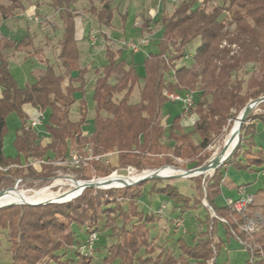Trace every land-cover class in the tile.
I'll return each instance as SVG.
<instances>
[{"label":"trees","instance_id":"1","mask_svg":"<svg viewBox=\"0 0 264 264\" xmlns=\"http://www.w3.org/2000/svg\"><path fill=\"white\" fill-rule=\"evenodd\" d=\"M114 1L99 0L96 7L94 0H87L88 13L99 26L110 27ZM76 2L49 0V6L59 14L63 24L57 55L60 74L46 64L34 84L19 87L9 72L10 56L25 53L32 58L39 50L34 48L33 37L29 35L19 41L0 38V167L19 166L6 174L0 171V190L12 188L16 176L46 182L59 168L53 164H42L39 170L22 167L21 159L41 161L50 157L52 161H64L70 149L82 154L84 146H88L94 156L116 152L115 165L90 162L98 178L127 168L145 171L158 163L162 167L174 166V158H193L192 169L196 168L209 158L207 153L197 156L211 144L212 136L218 134L227 121L232 125L246 104L264 97V0H218L209 9L206 0L202 3L182 0L170 15L163 14L159 52L149 54L142 61V75L134 65L123 61L120 52L112 50L105 40L107 63L100 72L95 70L98 77L93 88V131L86 136L84 103H79L78 120L72 121L69 116L75 104V93H83L84 77L88 73L78 63L75 20L80 15L72 8ZM23 8L22 0H9L8 6H0L1 17L7 20L15 10ZM147 25L148 21H143V31ZM195 38H199V45L192 65L170 69L171 63L184 57L186 45ZM248 66H252L253 72L244 80L239 73H246ZM110 79L114 83H110ZM140 81L143 84L139 102L129 104L133 88ZM164 90L179 94L194 92V106L187 110L196 117L192 131H184L181 125L183 112L170 124H163L161 112L169 102L162 94ZM120 94L121 98L116 101L114 96ZM263 106L264 102L260 103L257 106L260 112L250 113L241 125L234 153L207 182L203 181L204 200L216 218L207 213L204 222L209 230L200 232L191 245L179 238L178 255L151 240L150 225L158 222L159 217L139 209L142 188L152 181L149 193L164 196L180 213L195 209L201 200L180 193L168 181L155 179L131 187L87 188L64 204L1 208L0 231L6 232L10 243V264H43L46 258L55 264H91L95 253H99L95 244L101 230L110 232L108 237L112 240L109 245L101 246L104 253L97 260L101 264H215L223 242H215L210 231L218 223L224 226L228 237L249 246L246 248L249 258L243 264H264V225L256 233H245L239 228L245 223L244 216L225 203L220 206L215 203L222 195L223 173L227 168L256 172L264 167V151L254 143L257 128L264 127ZM26 107L46 115L44 128L48 143L44 146L35 132L27 128L29 117L34 113L28 114ZM11 113L17 114L21 121L13 142L15 158L5 157L2 151L6 118ZM193 136L198 138L197 144ZM148 155H163V158L152 160ZM24 171L25 175L18 174ZM73 172L75 180H90L81 170ZM157 182L162 184L157 186ZM254 197L261 200L264 215V188L258 189ZM247 208L253 209V204ZM73 226L79 227L81 236L75 234ZM91 234H95V240L88 251Z\"/></svg>","mask_w":264,"mask_h":264},{"label":"rangeland","instance_id":"2","mask_svg":"<svg viewBox=\"0 0 264 264\" xmlns=\"http://www.w3.org/2000/svg\"><path fill=\"white\" fill-rule=\"evenodd\" d=\"M22 1L24 7L23 10H15L13 12V15L11 17H8L7 20L1 17L0 13V29L2 30H0V33L10 30L13 31V33L15 34L14 36H16L17 38H22L28 34L32 35L34 38L33 46L35 49L39 50V53L35 54L32 58L28 57L25 53H18L10 56V59L8 60L9 72L15 80L16 84L21 88L27 85L34 84L37 79V76L39 75V71L44 69L46 64L51 65L54 68L56 74L61 73L57 55L58 41L61 38L63 32V24L60 20L59 14L49 6V0ZM98 3L99 0H94V5L96 7H99ZM8 5L9 0H0V6L6 7ZM32 6H34L35 8H32ZM165 6L166 13H170L172 11V5L167 3ZM211 6H213L212 3L206 5L208 9ZM112 7L115 9L112 14V20L109 28L99 26L96 20L88 13L89 5L87 0H77L76 4H74L72 7L80 15L75 20L77 49L79 51L78 63H80V68L87 69L88 73L84 77L85 85L83 93H75V104L72 105L69 116L72 121L78 120V112L80 108L79 103H84L87 116L86 123L83 126V132L86 136H90L93 131V121L95 116L93 88L94 83L98 77L95 73V70L100 72L101 68L107 63L105 56V46L107 45V42L112 50H118L120 52V58L123 61H125L128 65L136 66L137 73L142 75V61L149 54H157L159 52V44L162 39L161 19L163 13L161 10L158 12L156 19L154 20V24L157 23V26L154 27H158L159 30H154L155 34L152 33V35L142 36V22L140 18L135 19L134 17L135 14H139L140 11L142 13L143 10H146L147 8L152 10L156 8L154 4L149 5L148 0H115L112 4ZM20 14H23V16H19ZM146 16L148 17V13ZM34 17H36L39 22H34ZM91 30L94 31V37L96 38L94 46H91L90 41L88 39ZM141 37H146L149 41V45L145 49H143V47L138 53L133 54L124 48V43H138ZM198 45L199 38L193 39L190 43L186 45L184 57L181 60H176L171 63L169 65V68L175 69L181 66H191L193 63V56ZM245 72L246 73H239V75L243 76L244 80H247L250 74L253 72L252 66H248L247 68H245ZM109 81L110 83H114V80L112 79H110ZM142 84V81H140L134 86L129 99V104H136L139 102V92L142 87ZM164 92L170 93L164 90L162 93L163 96ZM121 96L122 94L115 95L114 99L117 101L121 98ZM193 106H191L190 108H192ZM182 112L185 113V116L181 122V125L184 131L190 132L192 131V124L195 121L196 117L194 114H188L187 111H182L180 105L177 103L168 102L165 104L161 112V121L163 122V124H170L172 119L177 114H180ZM259 112L260 110L256 106L251 113ZM46 120L43 121V126L35 131V134L39 137V139H41L40 144L43 143V145L44 143H46V139L48 138V133L44 128ZM233 123L229 126L230 120L227 121L225 127L218 134L212 136L211 144L205 150L201 151L198 154L197 157H203L206 153L209 155V158L202 162L201 165L207 163L209 159H211L212 156L222 148L224 138L229 129L233 126ZM20 125L21 121L17 114L11 113L7 116L6 132L3 137L2 150L5 157H16L13 142L16 130L20 127ZM257 131L258 132L254 137V143L256 146H261L262 150L264 151V127L259 125ZM193 141L195 144H197L198 138L196 136H193ZM163 142L167 143L166 140H163ZM70 151H72V149H70ZM109 154V164L101 165H115L116 152H109ZM147 157L152 160H160L163 158V155H148ZM47 159L51 160L50 157ZM64 162L65 163L62 165H55L59 167L54 172L55 176L46 182H43L41 180L22 179L19 177L17 178L16 176V178L14 179V184H17V186L13 190H7L5 193H10L14 191H27L26 193L29 194L40 189L50 187L57 180H75L76 173H74L70 165L67 164L66 159ZM194 163L195 162L193 161V158H174L172 163L174 164V166L172 167L180 168L182 170H189L192 169ZM20 164L22 167H25V165H27V161H23L21 159ZM158 164L152 165L151 167H147L145 171L140 172H137L136 170L130 168H127L125 170H119L116 171L117 174H115L114 176L117 178H125L131 174H140L143 172L153 171L162 168V166ZM64 167L66 168L65 170H63ZM36 169L39 170L38 167H36ZM1 172L4 174L9 173L3 171ZM81 173L83 176L90 178V180H92V177H96L99 175L98 173H96V170L91 167L90 164L89 166L82 168ZM212 173L201 176L199 175L192 178L182 177L177 179H162L163 182L168 181L169 184L175 186L180 193L187 195L192 199L196 198L201 200L200 205H198L195 209L189 210L185 213H180L174 207V205L170 201H168L164 196L149 193L151 185L153 183L152 181L149 180L150 182L146 183L143 186L142 195L138 200L139 209L145 212L151 211L153 213L158 214L159 217L158 222H155L153 225H150V236L152 237L151 240L154 242V244L156 243L158 246L163 244L164 247L169 249L174 255H178L176 242L179 238H183L186 244L191 245L200 232L209 230L204 220L207 216V213H209L211 218H215V216L213 212L207 207V204L204 200L205 189L203 181L207 182L210 179ZM18 174L20 176H23L26 174V171ZM223 176L226 185L223 186L222 195L216 199V205H222V201L224 200V198H235L237 188L239 186L244 187L245 193L252 197L250 205L253 204V209L247 208L244 215H241L249 218L250 221L254 223L256 229L259 230V228L264 225V215L261 213V200L256 199L254 197V193L258 189L264 188V167L257 170L256 172H247L235 170L234 168H227V170L224 171ZM192 179H195L196 181ZM161 184L162 183L157 182L156 185L160 186ZM66 190L67 189H65V187H52L51 189L52 192H64ZM124 207L126 208V205H124ZM176 218L183 220L184 232L180 230L174 231L173 219ZM241 227L242 226L239 227L240 230ZM72 230L78 237L81 236L82 231L79 229V227L73 226ZM210 234L215 242L219 240L223 242L219 250V254L215 260V264H243L249 258V254L246 250L245 245H242L233 237H228L225 234L224 226L222 224L218 223L215 227H212ZM109 235L110 232L108 231H98V238L95 247L97 248V250H99V253H95L94 260H92L91 264H101V262H97V260H99L104 253L103 250H101V246H103V244L107 246L112 241L111 238L108 237ZM9 251L10 243L8 242L6 232L0 231V264H10L11 258ZM68 255L69 253H66V257H68ZM43 264H55V261L46 258Z\"/></svg>","mask_w":264,"mask_h":264},{"label":"built area","instance_id":"3","mask_svg":"<svg viewBox=\"0 0 264 264\" xmlns=\"http://www.w3.org/2000/svg\"><path fill=\"white\" fill-rule=\"evenodd\" d=\"M19 16H23V14H20ZM154 16H155V13H152V11H150L149 17L151 21ZM33 21L36 23L39 22L36 17H34ZM94 34L95 33L93 30H91L89 33V41H90L91 46H94L96 42V38L94 37ZM148 43L149 41L147 39H141L138 43H134V42L124 43V48L130 51L131 53L136 54L140 51L141 48L147 46ZM193 95H194L193 92H185L183 94L164 92L165 98L169 102L179 104L180 108L184 112H186L191 106H193V102H194ZM44 120H46L45 113L35 111V113L29 117V120L27 122V128L35 132L36 130H38L40 127L43 126ZM109 156H110L109 153L94 156L91 152V149L88 146H84L82 148V154H79L76 150L69 151L66 161H67V164H69L73 170H82V168L89 166L90 162H98L100 164H109V160H108ZM64 161H52L48 159L39 161V160L31 158L27 160V165H25V167L26 166L32 167L33 169L37 170L36 167L40 168V165L42 164L62 165L65 163ZM12 168H19V166L10 165L4 168L0 167V171L7 172L9 169H12ZM115 174L117 173L113 172L111 175L107 176V178ZM92 179L94 180V179H99V178L92 177ZM75 181H79V180H75ZM84 181H87V180H84ZM236 192H237V198L236 199L227 198L225 199V204L227 206H230L234 212L244 215L247 207L251 204L252 197L250 195H247L245 193L244 187H241V186L237 188ZM207 207L211 210V208L208 205ZM244 218H245L244 219L245 223L242 225L241 230L248 234L256 233L258 229H256L254 223L250 221L249 218L247 217H244ZM219 221L221 223H225L224 220L220 219ZM173 229L174 231L180 230L184 232L183 231V220L179 218L173 219ZM94 240H95V234L89 235L88 246L86 247L88 251H91V246ZM245 247L247 248L249 246L245 245Z\"/></svg>","mask_w":264,"mask_h":264},{"label":"bare ground","instance_id":"4","mask_svg":"<svg viewBox=\"0 0 264 264\" xmlns=\"http://www.w3.org/2000/svg\"><path fill=\"white\" fill-rule=\"evenodd\" d=\"M240 125V114L234 120L233 126L227 132L222 148L215 153L212 158H217L218 160L225 159L232 149L237 145L238 142V128ZM212 173V169L205 171L202 174L194 173L192 175H207ZM182 169L166 166L157 170L143 172L140 174H131L125 178H117L115 176H110L103 180H94L89 183L78 182L75 180H57L53 185L48 188H43L32 193L26 192H10L3 193L0 196V207L5 205L17 204V205H26V204H46V203H62L72 200L85 186H92L94 188L100 189H111V188H122L125 184L132 183L138 179L145 177L157 176V177H170L184 175ZM182 178V177H180ZM186 178V177H185ZM52 187H65L67 189L64 192L56 191L52 192Z\"/></svg>","mask_w":264,"mask_h":264},{"label":"water","instance_id":"5","mask_svg":"<svg viewBox=\"0 0 264 264\" xmlns=\"http://www.w3.org/2000/svg\"><path fill=\"white\" fill-rule=\"evenodd\" d=\"M262 102H264V97H260V98H258L256 100H253V101L249 102L248 104H246V106L239 113L240 114V125H239V128H238V142H237V145L232 149V151L230 152V154L225 159L218 160L217 158H211L204 165H201L199 167H196V168H193V169H189V170H182L184 173H186L184 175L170 176V177H165V178L157 177V176L145 177V178H142V179H138L137 181H134L132 183L125 184L124 186H122V188L123 187L135 186V185L140 184L142 182L149 181V180H155V179H177V178H180V177L192 178V177H196L197 176V175H192V174H194V173L202 174V173H204L205 171H207L209 169H212V172H214L215 170H217L218 168H220L223 165V163L228 158H230V156L234 153V151L236 150V148H237V146L239 144V140H240V132L239 131H240L241 125L245 122L246 118L249 116V114L252 112V110L256 106H258L260 103H262ZM164 167H166V166H164ZM170 167H172V166H170ZM106 178L107 177L99 178V179H94V180H103V179H106ZM94 180L92 179V180L81 181V182H83V183H89V182L94 181ZM16 186L17 185L14 184V186L12 188H9V189H6V190H0V196L3 193H5L7 190H13ZM87 188H94V187L89 186V185L88 186H85L81 190V192L79 194H77L74 198L78 197ZM94 189H100V188H94ZM69 201H71V200H69ZM69 201H67V202H69ZM62 203H64V202H62ZM62 203H57L56 202V203H46V204H62ZM46 204H26V205H23V206H40V205H46ZM10 206H18V205L17 204L5 205V206H1L0 209L1 208H4V207H10Z\"/></svg>","mask_w":264,"mask_h":264},{"label":"crops","instance_id":"6","mask_svg":"<svg viewBox=\"0 0 264 264\" xmlns=\"http://www.w3.org/2000/svg\"><path fill=\"white\" fill-rule=\"evenodd\" d=\"M180 1H182V0H148V4L149 5H151V4H154L155 5V9H149V8H147L146 10H143V12L141 13V11L139 12V14L137 13V14H135L134 15V17H135V19H138V18H140V20H141V22L143 23V21H148V25H147V28L145 29V31H143V34H142V36L143 35H152V33L153 34H155L154 33V30L155 31H157V30H159L158 29V27L157 28H155L156 26H157V23H155L154 24V20L156 19V16H157V14H158V12L161 10L162 11V13L164 14H167L166 13V4L167 3H169V4H171L172 5V11L170 12V13H168V15H170L173 11H174V9H175V7L177 6V4L180 2ZM204 0H197V3H202ZM207 1V5H209L210 3H212V4H216L217 2H218V0H206ZM32 8H35L34 6H32ZM115 9V8H114ZM150 11H152V13H155V16L152 18V21H151V19H150V17H149V12ZM147 13H148V17L146 16L147 15ZM31 14H33V13H31ZM142 23H141V25H142ZM1 26V25H0ZM155 26V27H154ZM1 30V29H0ZM2 31V30H1ZM15 34L13 33V31H10V30H7L6 32H3V33H0V38L1 37H6L7 39H10V40H13V41H19L21 38H17L16 36H14ZM29 35V34H28ZM29 36H32V35H29ZM33 37V36H32ZM77 38V37H76ZM34 39V38H33ZM88 39H89V36H88ZM141 39H147L146 37H141L140 39H139V41L141 40ZM148 40V39H147ZM148 45H149V43H148ZM148 45L147 46H145L143 49H145L146 47H148ZM16 54H18V53H16ZM10 59V58H9ZM79 67H80V63H79ZM134 68H135V70H136V66H134ZM137 71V70H136ZM40 72V71H39ZM139 74V73H138ZM25 111L28 113V114H33L34 113V110L33 109H31L30 107H26L25 108ZM47 141H46V143H48V138L46 139ZM46 143H44V145L46 144ZM42 146H44L43 145V143L41 144ZM23 160V159H22ZM24 161V160H23ZM225 183V182H224ZM225 185H226V183H225ZM222 193H223V187H222ZM237 198V192H236V197L235 198H229V199H236ZM225 199H227V198H224V200ZM224 200L222 201L223 203H224ZM222 203V204H223Z\"/></svg>","mask_w":264,"mask_h":264}]
</instances>
